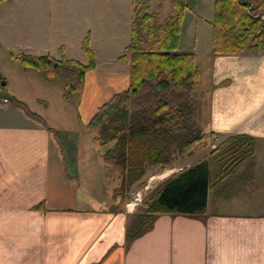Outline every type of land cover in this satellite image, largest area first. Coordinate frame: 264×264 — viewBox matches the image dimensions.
<instances>
[{
    "label": "crops",
    "instance_id": "1",
    "mask_svg": "<svg viewBox=\"0 0 264 264\" xmlns=\"http://www.w3.org/2000/svg\"><path fill=\"white\" fill-rule=\"evenodd\" d=\"M129 1V28L123 25L109 41L97 32L108 22L107 8L117 10V0H6L0 4V58L58 59L61 50L67 60L86 65L81 42L89 34L96 68L85 77L79 107L80 120L87 124L99 107L129 87V54L124 52L133 19ZM124 54L127 61H119ZM211 66L203 89L209 101L207 147L201 145L200 152L234 135L251 136L254 173L250 177V169L243 167L210 192V213L161 215L130 243L125 229L131 213L111 214L98 199L95 186L102 185L104 165L95 161L97 151L85 155L90 159L72 148L67 152L61 140L66 132L50 126L45 111L39 114L47 118L51 133L16 108L12 98L28 104L23 97L0 95L10 100L0 107V264H264V53L245 50L217 57ZM54 98L59 101L60 93ZM73 127L77 146L83 131ZM199 153L186 167L209 154L196 158ZM73 162L78 166L71 169ZM90 164L91 194L81 190L83 175L78 173L82 166L87 175ZM256 196L263 200L255 202Z\"/></svg>",
    "mask_w": 264,
    "mask_h": 264
},
{
    "label": "trees",
    "instance_id": "2",
    "mask_svg": "<svg viewBox=\"0 0 264 264\" xmlns=\"http://www.w3.org/2000/svg\"><path fill=\"white\" fill-rule=\"evenodd\" d=\"M4 1L0 0V4ZM132 2L130 41L124 50L129 54V87L99 107L87 124L80 120L79 107L85 77L96 68L89 34L81 42L88 59L86 65L67 60L61 50L58 59L9 54L10 60L19 61L25 69L59 82L60 99L74 112L78 127L94 133L91 143L102 157L104 178L106 182L109 179L117 182L112 198L118 203L111 208V214L122 212L120 206L134 187L143 184L147 173L156 175L175 168L176 164H185L207 138L200 123L199 103L205 94L200 92L196 55L179 51L181 22L186 10L184 0L173 1L174 15L162 24L149 12L146 0ZM261 15H264V0H215L210 23V60L238 56L246 49L264 53ZM118 60L127 61V58L123 55ZM1 81L0 87L4 88ZM12 101L51 133L43 115L34 113L28 104L15 97ZM255 152L253 137L234 135L202 160L170 175L142 198L130 215L126 241L130 243L145 234L161 215H204L210 192H216L243 167L249 168L252 176Z\"/></svg>",
    "mask_w": 264,
    "mask_h": 264
},
{
    "label": "rangeland",
    "instance_id": "3",
    "mask_svg": "<svg viewBox=\"0 0 264 264\" xmlns=\"http://www.w3.org/2000/svg\"><path fill=\"white\" fill-rule=\"evenodd\" d=\"M117 1V10L115 11L113 9L107 8L106 18L108 19V22L106 24H100L101 34H99V31L97 32L98 36H105V38L109 41L115 40L121 34L123 25L126 29L129 28V6H131V1L128 0L127 4L125 0ZM173 1L174 0H146V3L149 6V12L154 13L157 18V22L159 24H162L167 17L174 15V9L172 7ZM214 1L215 0H184L186 10L184 11L183 19L181 22L179 51L182 53H194L197 56L196 65L198 66L201 78L200 92H203L205 84H209L208 81L212 68L209 58L211 46V27L209 23L213 20ZM65 2L69 4L68 1ZM132 7L134 14V4L132 5ZM205 21L207 22L205 23ZM13 62L14 61L0 58V77L3 78L1 84L5 82L7 83L4 89L0 88V95L8 94L16 95L17 97H23L24 100L28 102V107L30 108V110H32L34 113L45 111L49 116V125L52 127L58 125L60 126V128L64 129V132H66L61 134L63 147L66 148V151L69 152L70 148H72L74 149L73 151H75L78 155V152H83L84 154H80L82 158L90 159L85 155L92 153L93 150L96 151L91 143V140L94 137V133L87 128H80L78 132L83 131L85 132V134L83 132L80 133V142L79 144H77L78 147L75 145L77 136H74V134L77 130H75V127L73 126H78L75 114L71 110V108L66 105L61 99L58 101V99L54 98V93L56 91L57 93H61V89L59 86L60 83L54 82L53 79H50L51 77L44 78L37 73L25 69V67L22 66L19 61L16 62V69V66L13 65ZM34 76L37 77L36 82L34 81ZM204 94L205 98L203 99L202 103H199L200 123L203 126L208 123L209 119L208 94H206V92H204ZM36 98H38V100H36ZM202 128L204 130V127ZM70 131H73V133H70ZM204 144L206 146V140ZM201 148L203 147H199L196 153H199L202 150ZM213 149L214 148L211 143V146L209 145L208 148L197 154L198 157L196 158H200L207 151L210 152ZM95 153V158H97L95 159V161H98L99 159L102 161V157L97 152ZM194 160L195 159H193L192 162ZM186 165L187 162L185 164H176L175 168H173L171 171H163L156 175L147 173L142 181L143 184L140 185V187H134L132 189L128 196V199L120 206V210L122 212H128L132 214L140 205V201L142 200V198L144 199V197L149 194L158 184H160L163 180L168 178L173 173H176L185 168ZM77 166L78 164L76 162H73L69 165L71 169H74V167ZM89 170L90 171L86 175L85 168L80 166V168L78 169V173H81L83 175V179H81V190L91 194L90 180L93 179V177L91 176L93 172V164H90ZM105 172L106 170L104 169L102 175V185L101 183L97 182L95 190L98 194H101L98 199L102 198V200H104L102 204L105 205L104 210L110 212L111 208L118 203V200H114V198H112L114 197V190L117 187V182L113 179H109L108 182H106V179L104 178ZM165 174L166 176L160 179V177ZM103 188H105V191H102ZM102 195L104 197H102ZM254 200L256 202L257 200L263 199H260L259 196H256ZM233 208L236 210L235 207ZM211 211L212 208L208 205L206 212L210 213Z\"/></svg>",
    "mask_w": 264,
    "mask_h": 264
},
{
    "label": "built area",
    "instance_id": "4",
    "mask_svg": "<svg viewBox=\"0 0 264 264\" xmlns=\"http://www.w3.org/2000/svg\"><path fill=\"white\" fill-rule=\"evenodd\" d=\"M251 8V7H250ZM249 8V9H250ZM260 18H261V20L263 21V23H264V15H261L260 16ZM9 99L7 98V97H3V98H0V107H4V106H7L8 104H9ZM142 201V200H141ZM140 201V202H141ZM139 202V203H140Z\"/></svg>",
    "mask_w": 264,
    "mask_h": 264
},
{
    "label": "water",
    "instance_id": "5",
    "mask_svg": "<svg viewBox=\"0 0 264 264\" xmlns=\"http://www.w3.org/2000/svg\"><path fill=\"white\" fill-rule=\"evenodd\" d=\"M2 85H4V83H2Z\"/></svg>",
    "mask_w": 264,
    "mask_h": 264
}]
</instances>
